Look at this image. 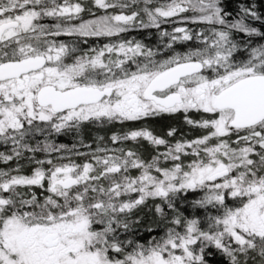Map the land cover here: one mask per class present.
I'll list each match as a JSON object with an SVG mask.
<instances>
[{
  "label": "snow or ice",
  "instance_id": "6c2138e0",
  "mask_svg": "<svg viewBox=\"0 0 264 264\" xmlns=\"http://www.w3.org/2000/svg\"><path fill=\"white\" fill-rule=\"evenodd\" d=\"M0 264H264V0H0Z\"/></svg>",
  "mask_w": 264,
  "mask_h": 264
},
{
  "label": "trees",
  "instance_id": "16d2710c",
  "mask_svg": "<svg viewBox=\"0 0 264 264\" xmlns=\"http://www.w3.org/2000/svg\"><path fill=\"white\" fill-rule=\"evenodd\" d=\"M227 2L232 3L234 5L236 0H227ZM143 31L144 30L133 31L132 35H137L138 38H140L139 32H143ZM152 31H154V30H152ZM145 35H146V33H145ZM148 42L154 44V43H156V40L155 39H151ZM168 122L169 121L167 120V118H164V119L157 118V120H156V122L154 123L153 126L155 127L156 131L159 133L161 131H165L166 130V129H164V124H166ZM184 131L185 132L189 131L187 126L184 127ZM103 133H104V131L101 130V129L94 128V127H89L88 129L85 130L84 134H85L86 137H94L97 134L103 135Z\"/></svg>",
  "mask_w": 264,
  "mask_h": 264
},
{
  "label": "flooded vegetation",
  "instance_id": "af4514ba",
  "mask_svg": "<svg viewBox=\"0 0 264 264\" xmlns=\"http://www.w3.org/2000/svg\"><path fill=\"white\" fill-rule=\"evenodd\" d=\"M132 33H131V35H132ZM62 38H64V37H62ZM96 39L97 38H90V40H96ZM101 40H102V42H105L106 41V40H103V38H101ZM104 134H105V132L103 133V135ZM108 135H110V133H108ZM57 141L59 143H73V142H75L72 135H61V136L57 137Z\"/></svg>",
  "mask_w": 264,
  "mask_h": 264
}]
</instances>
